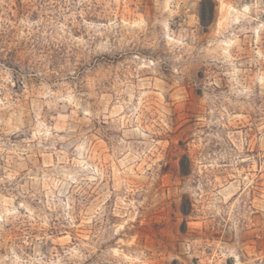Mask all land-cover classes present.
Returning <instances> with one entry per match:
<instances>
[{"label":"rangeland","instance_id":"obj_1","mask_svg":"<svg viewBox=\"0 0 264 264\" xmlns=\"http://www.w3.org/2000/svg\"><path fill=\"white\" fill-rule=\"evenodd\" d=\"M202 1L0 0V264H264V0Z\"/></svg>","mask_w":264,"mask_h":264},{"label":"trees","instance_id":"obj_2","mask_svg":"<svg viewBox=\"0 0 264 264\" xmlns=\"http://www.w3.org/2000/svg\"><path fill=\"white\" fill-rule=\"evenodd\" d=\"M212 13H213V8L211 7V2L209 0H203L200 5V15L202 22L205 23L206 21L208 23L212 18ZM180 165H181V173L184 174L185 173L184 168L186 167L183 161H181Z\"/></svg>","mask_w":264,"mask_h":264}]
</instances>
